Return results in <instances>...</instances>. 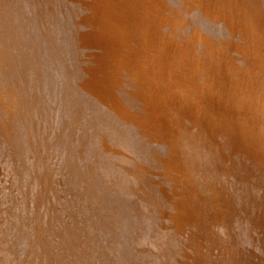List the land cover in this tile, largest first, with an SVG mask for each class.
Segmentation results:
<instances>
[{"label":"rangeland","instance_id":"rangeland-1","mask_svg":"<svg viewBox=\"0 0 264 264\" xmlns=\"http://www.w3.org/2000/svg\"><path fill=\"white\" fill-rule=\"evenodd\" d=\"M0 264H264V0H0Z\"/></svg>","mask_w":264,"mask_h":264},{"label":"bare ground","instance_id":"bare-ground-1","mask_svg":"<svg viewBox=\"0 0 264 264\" xmlns=\"http://www.w3.org/2000/svg\"><path fill=\"white\" fill-rule=\"evenodd\" d=\"M43 26V25H42ZM51 28V27H50Z\"/></svg>","mask_w":264,"mask_h":264}]
</instances>
